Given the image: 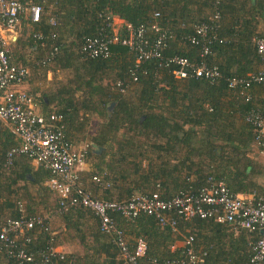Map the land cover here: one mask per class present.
I'll return each instance as SVG.
<instances>
[{"label":"trees","instance_id":"obj_1","mask_svg":"<svg viewBox=\"0 0 264 264\" xmlns=\"http://www.w3.org/2000/svg\"><path fill=\"white\" fill-rule=\"evenodd\" d=\"M20 1L37 4L42 10L37 24H30L21 18L18 27H21L20 37L9 43L12 62L26 66L28 71L22 85L27 83L30 70L27 58L21 56L24 48L33 47L39 52L38 61L47 56L53 47L57 48L52 62L43 66L30 64L34 68L42 69L55 64L61 70L81 71L76 73L74 82L68 79L67 83L73 88L63 83L50 94L47 103L50 100L55 102L54 110L36 107L38 112L41 115L50 112L62 115L65 136L71 143L68 132L78 119L80 107L103 115L99 137L91 142L97 148L105 149L110 138L124 127L131 132L130 136L124 134L121 142H115L118 163H128L131 170L124 167L112 176L105 170L110 169L109 164L105 163L101 168L98 162L89 172L90 175L105 172L111 187L114 178L119 180L121 189H118V196L111 198L110 194H106L103 199L121 201L155 190L161 199H168L182 189L200 186L208 176L221 181L233 194L264 196V188L256 182L262 171L252 155L253 151L259 154L264 148L255 145L250 127L243 122V115L253 107L264 115V86L253 83L242 91L243 94L238 88L227 87V80L244 78L258 69L259 61L252 40L264 36V31L259 32L257 28L259 24H264V0H250L248 5L247 0ZM154 12L159 15L157 19L152 18ZM215 12L219 15L218 28L209 32V37L213 36L214 40L208 45L207 55L202 58L219 74L211 83L204 79H175L171 74L175 67L158 66L157 60L142 64L136 72L137 80L130 82L128 71L133 67V55L119 45L110 47V55L106 59L84 60L76 53L81 39L94 36L101 27L97 14L109 13L134 26H149L155 22L165 28L171 38L161 53L163 63L172 57L196 62L200 60V47L190 44L188 39L193 36V27L208 22ZM46 14L57 20L54 26L46 23ZM34 32L43 36L54 34L55 37L40 42L31 37ZM65 35L70 38L68 43H64ZM16 50L19 53L15 54ZM118 81L126 86L124 93L115 88ZM84 90L87 91L84 101L76 103L74 94ZM26 92L31 94L29 90ZM244 94H249V101L244 100ZM41 101L45 106L46 101ZM34 104L37 106L35 101ZM106 112L108 115L105 117ZM1 124L0 158L18 145V140L7 128L1 129ZM137 137L143 139L138 145L134 142ZM90 153L88 147L86 159ZM96 158L102 160V155ZM142 161H145L144 166ZM31 165L24 157L17 156L10 167L0 170V218L5 213L0 225L6 218L18 216L17 202L23 205L27 215H36L35 207L50 201L52 192L44 186L48 172ZM30 188L34 189V194ZM96 188L92 183L86 187L93 198H100L95 195ZM52 202L54 214L57 206L55 196ZM57 216L65 230L72 229L80 234L78 239L83 254L80 258L67 256L64 261L52 264H122L88 211L69 209ZM84 219L91 221L88 244H84V234L79 232ZM118 224L124 234L131 237V242L136 238L146 242V252L140 264H150L152 259H181V247L171 252L170 247L186 236L193 238L196 250L205 252L201 264H245L250 253L249 244L257 238V235L243 230L233 233L228 226L212 220L178 221V231L174 236L144 215H138L130 222L118 220ZM31 236V247H41L44 235L32 233ZM4 263V258L0 256V264Z\"/></svg>","mask_w":264,"mask_h":264},{"label":"built area","instance_id":"obj_2","mask_svg":"<svg viewBox=\"0 0 264 264\" xmlns=\"http://www.w3.org/2000/svg\"><path fill=\"white\" fill-rule=\"evenodd\" d=\"M41 14V7L37 4L0 0V33L14 32L21 18L30 24H37ZM158 17V13L152 14L153 19ZM97 19L101 21L98 32L92 37H83L76 51L81 59H106L110 55V47L119 45L133 55V67L128 71L130 82L137 80L136 72L142 64L156 60L158 66H174L171 74L175 79H204L211 83L219 77L217 70L202 59L208 53V45L214 40L213 36L209 37V32L218 28L219 15L216 12L208 22L196 24L193 36L188 39L190 44L200 47V60L196 62L172 57L163 63L161 53L171 36L155 22L149 26H134L109 13H98ZM56 22L52 15L46 14L49 26H54ZM31 37L42 42L44 39L53 40L55 35L43 36L34 32ZM252 41L259 61L258 69L244 78L227 80V87L233 90L238 88L240 94L253 83L264 86V36L255 37ZM56 54L57 48L53 47L37 64L43 66L52 62ZM27 75L26 67L12 62L7 44L0 34V123L18 140V145L7 150L0 158V170H6L15 157L22 156L35 167L47 171L49 177L44 186L54 194L57 204L53 215L76 208L88 211L96 219L98 231L114 247L122 264H140L146 252V242L136 238L130 243L118 224V220L130 222L138 215L151 217L160 228H166L173 236L177 234L178 221L188 222L192 219L212 220L228 226L233 233L243 230L255 234L257 238L249 244L250 253L245 264H264L263 195L233 194L221 181L208 176L200 186L182 189L168 199H161L156 190L121 201L93 198L82 182L88 173V145L77 148L66 138L62 115L55 112L41 115L35 109L32 97L19 88ZM115 88L119 93H124L126 86L118 81ZM244 100H250L249 94H244ZM243 122L250 127L255 145L264 148V115L253 107L243 115ZM88 182L102 191L111 188L105 172L89 175ZM15 207L18 216L6 218L0 225V256L4 258V264H52L54 261H64L67 256L57 248L50 217L27 215L20 202ZM32 233L44 235L41 247H31ZM181 249L182 257L177 261L152 259L150 264L203 263L205 252L195 249L191 236L183 237Z\"/></svg>","mask_w":264,"mask_h":264},{"label":"rangeland","instance_id":"obj_3","mask_svg":"<svg viewBox=\"0 0 264 264\" xmlns=\"http://www.w3.org/2000/svg\"><path fill=\"white\" fill-rule=\"evenodd\" d=\"M26 22H23V26H25ZM259 27V28H258ZM258 30L260 28L264 29V24H259ZM21 29V27H20ZM3 32V31H2ZM25 33L26 30H25ZM1 34V33H0ZM4 35V34H3ZM10 37L15 36V33L10 32ZM10 37L4 38L5 42H8L7 40L10 39ZM64 43H68L70 38H68L66 35L63 37ZM9 50V49H8ZM25 52L22 53L21 56L26 57L29 62V78L28 81L25 85L27 87L26 90H29L31 93L30 95L33 97L35 103L39 109H45V110H54L56 108L55 102L52 100L48 101L50 103H47V99H49V96L52 92H55L57 88L62 86L63 83H66V85H70L69 88H73L71 84L67 83L69 82L68 79L74 80L76 79V73L81 72L80 70H76L74 72L73 70H61L58 68L55 64H51L45 68L42 69H37L36 67H32L30 64H37V56L39 52L35 51L34 48H24ZM19 53L18 50H16L17 54ZM12 55H14L12 53ZM31 66V67H30ZM28 68V69H29ZM43 69L45 70L44 76H42V71ZM109 82V81H108ZM19 88H24L23 85L19 86ZM25 89V88H24ZM84 90L82 93L79 91L74 94V101L76 103H80L84 101L85 99V94L87 91ZM85 92V93H84ZM53 94V93H52ZM45 100V106L42 104L41 100ZM52 101V102H51ZM86 105V104H84ZM110 106V105H109ZM109 112V111H108ZM108 112H106L105 117L108 115ZM103 115H100L99 113L94 112H89L85 111L82 109V107L79 108V114H78V119L76 122L72 124L71 130H69V135H70V140L72 141L73 146L75 147H81L83 145H90L92 144V139L95 138L96 136L99 137L98 132L100 125L103 122ZM2 125V124H1ZM1 129H4V126L2 125ZM124 134L127 136L131 135V132L128 131L125 127L123 130L119 131L118 134L115 137L110 138V140L107 142L108 146L106 148H93L94 152L90 153L88 158L86 159V170H87V175H85L82 179L83 185L85 188L88 186L89 182V172L93 170L94 165L99 162V166L101 168H104V164L107 163L109 164L110 169H105L109 175H117L119 173V170L122 168H126L128 170H131V166L126 163V164H119L117 161L118 158V152L116 150V143L117 141L121 142L120 140H124ZM92 142V143H91ZM136 145L139 143L143 142L142 138H136L134 141ZM95 146L94 144H92ZM102 155V160H99L96 158L97 156ZM253 158L256 160V162L260 165V170L262 171V174L260 175V181H264V150L261 151V153L256 154L254 151L252 152ZM95 156V157H91ZM145 165V161H142V166ZM260 171V172H261ZM2 180V177L0 176V181ZM119 180L117 178L113 179L112 187L108 191H102L98 188H96V197L102 198V196H105L106 194H110L111 198H114V196H118L119 190L121 189L119 183ZM47 189V188H46ZM31 193L34 194V189L30 188ZM50 201H48L47 204H38L35 209H34V214L36 215H45L50 217V227L51 230L55 233L56 236V244L57 246L60 245L61 247H64L62 249L65 254H71L75 258L78 257V255L83 254V249L79 243V233L73 231L72 229L65 230L63 227V223L60 220V217L53 215V209H54V203L52 200L54 199V194H50ZM5 215V213L1 216L0 220L2 217ZM85 220V219H84ZM91 227V221L90 219H86L85 221H82V224L80 226V231L82 234H84V244H88L89 239L87 236L88 230ZM58 240V241H57ZM66 245V246H64ZM77 256V257H76Z\"/></svg>","mask_w":264,"mask_h":264},{"label":"crops","instance_id":"obj_4","mask_svg":"<svg viewBox=\"0 0 264 264\" xmlns=\"http://www.w3.org/2000/svg\"><path fill=\"white\" fill-rule=\"evenodd\" d=\"M248 1H250V0H247V5L249 4V2ZM262 24V23H261ZM258 27V26H257ZM259 28V27H258ZM19 31H20V29L19 28H17L15 31H14V33H15V36L13 37V36H11L10 37V32H1V36H2V38L4 39V38H6V37H10V39L9 40H7L8 42H5L6 44H7V47H8V49H9V43L10 42H12L16 37H20V34H19ZM259 32L261 31V32H263L264 31V29L263 28H260L259 30H258ZM11 33H13V32H11ZM4 34V35H3ZM5 40V39H4ZM6 41V40H5ZM24 66V65H23ZM24 67H26V66H24ZM23 87L25 88V90L27 89V87H25V85H23ZM23 88V89H24ZM26 91H28V90H26ZM3 125V124H2ZM4 126V128H6L5 127V125H3ZM33 168H35V166L34 165H31ZM264 178V177H263ZM256 182L262 187V188H264V181H260V177H258L257 178V180H256ZM126 237L129 239V238H131L129 235L127 236L126 235ZM130 243H131V240H130ZM64 246H66V245H64ZM173 246V247H172ZM171 247H170V252L171 251H173L176 247H181V241H175L174 243H173V245H172ZM57 248H58V250L59 251H61V252H63L62 251V249L64 248V247H61L60 245H58L57 246ZM64 254H65V252H63ZM66 256H70V257H72V258H75L74 256H72L71 254H65ZM82 255V254H81ZM81 255L79 254L78 255V257L77 258H80L81 257ZM103 256V255H102ZM102 260V259H101Z\"/></svg>","mask_w":264,"mask_h":264},{"label":"water","instance_id":"obj_5","mask_svg":"<svg viewBox=\"0 0 264 264\" xmlns=\"http://www.w3.org/2000/svg\"><path fill=\"white\" fill-rule=\"evenodd\" d=\"M88 147H89V150H90L91 153L94 152V150H93L94 147H95V149L97 148L96 146H93L92 144H90Z\"/></svg>","mask_w":264,"mask_h":264}]
</instances>
